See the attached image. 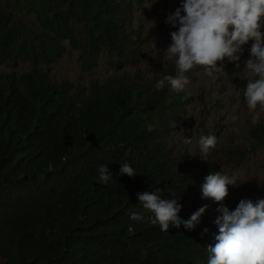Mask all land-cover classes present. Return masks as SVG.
<instances>
[{
  "label": "trees",
  "instance_id": "16d2710c",
  "mask_svg": "<svg viewBox=\"0 0 264 264\" xmlns=\"http://www.w3.org/2000/svg\"><path fill=\"white\" fill-rule=\"evenodd\" d=\"M16 7L37 27L21 22ZM135 9L134 0H0V63L30 64L0 75V264H207L221 213L201 185L220 168L167 140L191 94L157 89L138 71L84 93L42 67L67 45L79 50L83 71L103 50L114 69L134 63L142 55ZM247 134L253 146L264 142V121ZM224 155L242 161L246 152ZM125 162L135 176L119 174ZM102 165L112 174L107 184L98 182ZM156 188L178 199L182 220L207 205L199 224L168 231L152 224L137 193ZM133 212L143 219H130Z\"/></svg>",
  "mask_w": 264,
  "mask_h": 264
},
{
  "label": "clouds",
  "instance_id": "9594fccd",
  "mask_svg": "<svg viewBox=\"0 0 264 264\" xmlns=\"http://www.w3.org/2000/svg\"><path fill=\"white\" fill-rule=\"evenodd\" d=\"M165 22L176 30L170 33L171 43L163 49L162 59L174 63L176 74L160 79L157 89L167 84L174 93L190 95L186 87L190 79L186 73L202 68L212 77L225 72V60L239 67L244 46L250 45L248 58L243 63L254 79L247 82L244 98L252 114L251 122L257 124L264 113V0H181ZM231 119L236 121L237 117L233 115ZM184 142L191 143L188 138ZM198 146L200 154L207 156L216 146V136H201ZM120 165V175L137 174L129 163ZM110 179H113L111 172L102 165L98 182L107 184ZM244 182L238 172L228 175L215 171L204 177L202 197L219 203L217 211L221 213L214 220L218 228L214 243L207 245V264H264V199L255 202L241 199L234 210L221 203L228 195L229 185L238 187ZM161 191L156 188L137 193L143 210L152 214V224H158L161 231H168L170 225L177 229L183 225L191 230L199 224L207 205L182 220L178 215L181 210L178 199L162 198ZM130 219L140 221L143 216L133 212ZM203 231L206 233L208 229Z\"/></svg>",
  "mask_w": 264,
  "mask_h": 264
},
{
  "label": "rangeland",
  "instance_id": "374dc122",
  "mask_svg": "<svg viewBox=\"0 0 264 264\" xmlns=\"http://www.w3.org/2000/svg\"><path fill=\"white\" fill-rule=\"evenodd\" d=\"M134 1L136 9L131 26L136 30L140 28L142 41V55L138 60L117 70L108 64L106 51L103 50L98 55L97 65L89 71H83L79 50L67 45L56 62L42 65L49 76L57 81L66 79L73 89L80 87L86 93L91 83H101L109 77L123 73L131 75L138 71L141 78L151 81L154 87L164 76L176 74L174 63L163 61L162 55L163 49L171 43L170 33L176 30L165 22L166 18L180 6L181 0H156L155 3L154 0ZM13 11L27 27H37L33 14H28L19 7ZM76 29L80 27L76 26ZM249 46H244L245 51L239 67H236L234 62L225 60V72L214 74L212 77L207 76L202 68L186 73L190 79L186 87L192 99L185 106V112L172 121V129L167 139L168 145L176 152L215 160L221 174H240V180L246 182L238 187L229 185L228 195L221 202L229 210H234L241 199H251L253 202L264 199V142L253 146L247 134L248 128L253 125L252 114L244 98L247 82L254 79L252 73L245 70L243 63L248 58ZM29 68L28 62L7 61L0 63V75L8 71L21 73ZM170 68L174 70V74L170 72ZM233 115L237 117L236 121L231 119ZM260 121H264V113L261 114ZM208 135L216 136V146L207 156H203L200 154L198 141L201 136ZM186 138L190 139L191 143H185ZM236 147L245 150L244 160H229L225 157V151Z\"/></svg>",
  "mask_w": 264,
  "mask_h": 264
}]
</instances>
